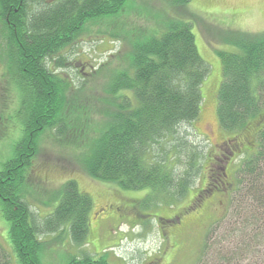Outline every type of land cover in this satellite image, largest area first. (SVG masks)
Segmentation results:
<instances>
[{"label": "trees", "instance_id": "obj_1", "mask_svg": "<svg viewBox=\"0 0 264 264\" xmlns=\"http://www.w3.org/2000/svg\"><path fill=\"white\" fill-rule=\"evenodd\" d=\"M127 1L0 0V49L20 95L15 118L21 136L12 156L0 164V212L16 264H39L42 235L64 229L72 244L80 247L89 233L92 202L75 181L62 185L57 207L43 219L35 218L25 201L33 136L42 129L63 140L73 132V140L65 142L83 149L77 158L86 175L119 191H145L143 209L173 207L188 194L204 167L208 168L204 192L233 194L244 183L247 197L237 205L231 203L229 215L246 219L235 232L225 231L218 238L241 246L219 253L222 258L215 253V263L240 264L245 257L252 264L263 263L256 248L264 244V33H239L229 41L235 51L218 55L222 73L215 113L226 139L215 154L211 150L214 157L208 163L211 145L202 146L208 140H197L201 136L196 123L209 66L198 53L191 20L155 21V30H141L142 34L113 33L119 32L116 29L109 33L113 41L125 43L127 51L120 67L107 73L101 97H95L103 108L98 111L102 119L98 129L89 124L86 107L67 104L63 87L68 85L56 78L50 65L75 44L86 22L121 16ZM191 1L171 0V4L179 7ZM236 158H240L238 185L230 190L226 168ZM224 219L226 215L209 226L194 264L210 259L207 239L211 228ZM84 253L64 264H111L105 255L95 258ZM0 264H6L1 252Z\"/></svg>", "mask_w": 264, "mask_h": 264}, {"label": "rangeland", "instance_id": "obj_2", "mask_svg": "<svg viewBox=\"0 0 264 264\" xmlns=\"http://www.w3.org/2000/svg\"><path fill=\"white\" fill-rule=\"evenodd\" d=\"M119 15L117 19L113 16L86 22L75 44L60 52L55 60L56 65H50V69L56 72V78L68 85L63 87L67 91V104L86 107L90 112L89 124L98 129L102 120L98 111L103 108L102 105L97 106L95 97H101V91L105 90L108 82L107 73L120 67L119 61L124 60L127 51L125 43L113 41L109 33L116 29L119 32L113 33L131 31L136 34L141 30L154 31L155 21L191 20L198 53L209 66L208 76L201 89L203 106L196 131L201 136L198 141L208 140L202 146L209 148L211 145L208 161L211 163L226 139L215 113L222 73L218 55L235 51L229 41L239 33L251 36L264 33V0H192L179 7H172L171 0H128L122 15ZM2 52L4 50L0 49V164L12 156V147L21 136L20 123L15 118L20 95L15 93L11 75L5 70ZM27 118L25 113V122ZM70 133H67L65 140H73V132ZM65 140L56 139L49 129L34 134V158L23 195L34 217L43 219L57 207L62 185L68 180L75 181L79 191L88 195L92 202L89 233L86 243L80 247L72 244L64 229H61L62 233L60 230L53 235L40 236L39 241L44 246L38 255L39 264H64L72 256L84 252L95 258L97 254L105 255L111 264H194L209 226L223 215L227 219L211 228L207 239L210 259L205 258V264H216L217 255L222 258L219 253L233 251L241 246L232 239L224 242L218 240L225 235V231L235 232L246 219L229 215L231 203L237 205L239 199L247 197L245 184L238 185L236 181L240 158H236L226 168V172L228 181L233 185L229 189L235 188V184L241 190L235 188L233 194L222 190L204 192L208 184V168L204 167L188 194L173 207L143 209L141 201L145 191H119L111 184L93 180L78 162L77 157L83 149ZM211 150L215 151L214 154H211ZM177 217L180 223L173 227L168 220L176 221ZM176 228L181 230L173 233ZM7 231L8 225L0 212V252L3 258L5 256L6 264H16ZM175 249L177 251L174 252ZM256 249L261 251L263 261L256 263L264 264V244L262 248ZM241 259L243 261L240 264H252L250 258Z\"/></svg>", "mask_w": 264, "mask_h": 264}, {"label": "flooded vegetation", "instance_id": "obj_3", "mask_svg": "<svg viewBox=\"0 0 264 264\" xmlns=\"http://www.w3.org/2000/svg\"><path fill=\"white\" fill-rule=\"evenodd\" d=\"M176 221H172V220H168V222L173 226V227H175V226H177L180 222V220H179V218L177 217L176 219H175ZM181 229H179V228H176L174 231H173V233H175V231L178 233L179 231H180ZM174 248V247H173ZM175 251H177V249H175L174 250V252ZM98 256H100L99 254H98Z\"/></svg>", "mask_w": 264, "mask_h": 264}]
</instances>
